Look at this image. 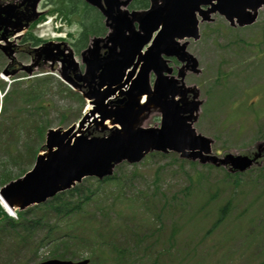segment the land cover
Listing matches in <instances>:
<instances>
[{
    "label": "rangeland",
    "instance_id": "rangeland-1",
    "mask_svg": "<svg viewBox=\"0 0 264 264\" xmlns=\"http://www.w3.org/2000/svg\"><path fill=\"white\" fill-rule=\"evenodd\" d=\"M51 2L52 0H45V4L41 5L45 12L47 11L45 20L55 14H58V19L61 17L60 13L48 12V9L52 7ZM62 21L66 24L68 32L75 34L80 31L76 24L70 25L63 17ZM40 24L33 30L37 38H41L38 34ZM201 32L203 37L200 41L193 43L192 51L200 58L205 72L202 75L193 76L192 81L204 82L203 89L212 92V101L209 106L220 103L227 97L232 98L229 99L227 108L222 110H211L207 106L197 123L198 131L217 139L214 145L215 150L245 151L256 141L264 140V123L259 122L258 127L256 115L252 114L247 119L249 115L246 110L240 109L237 105L240 92L248 86L255 85L249 98L253 107L249 108V111H264V53L258 50L264 49V9L260 11L258 21L252 26L231 28L224 17L217 15L215 21L202 26ZM244 41L249 44L247 47H244ZM255 45L259 48L252 51ZM82 48L76 52L78 59H80ZM241 57L250 62V67L238 69L237 63ZM28 61L29 59L26 58L21 62L28 63ZM4 63L6 64L7 61L1 57L0 70ZM219 70L224 73L227 71H236V73L225 81V85H223L224 82L216 84L215 76ZM36 72L33 74L36 77L31 79H25L22 77L25 74L17 72L15 77L9 76L10 83H5L0 73V100L7 90L8 94L10 93L0 102L1 129L4 123L8 126L16 109L20 108L19 103L22 104L21 111L15 119L18 127L6 128L11 140L7 142L8 133L0 136V188L10 178L16 179L32 169L37 152L44 144L45 125L48 128L59 126L67 128L78 122L86 111L85 100L82 101L67 90V86L60 81L58 72L51 71L49 66L40 68ZM45 76L50 78L45 79ZM39 79H42L43 83L40 84ZM14 101L19 103L11 105ZM41 104L43 106L39 108ZM227 110L230 111L232 119L242 118L239 121L243 120L241 133H239L237 121L223 125L225 119L230 116ZM157 118L156 115L152 116L149 126H155ZM91 135L98 136L100 133L94 131ZM260 137L262 138L259 140ZM2 142L3 145H1ZM115 172L119 178H122V185L104 184L102 188L106 190L101 193L100 198L89 203L88 210L94 211L97 210L93 209L94 207L108 206L105 208L107 212L105 217L111 218L109 222H135L136 227L144 224L145 227L140 231L148 232L146 225L156 216L146 213L149 218L147 222H142L145 215L141 208L140 212L138 211V207L145 200L148 203L151 202L156 206L152 213L161 212L159 221L164 224L161 235L156 241L159 247L171 245L170 252L160 251V262L164 264H264L263 173L253 169L249 173L238 175L239 181L234 182L233 178L227 179L224 176L225 172L221 168H211L198 162L193 164L189 160L179 158V155L175 153L149 155L137 164L125 162L119 165ZM95 180L96 178H88L80 183L84 195H87L90 190L95 191L99 188ZM120 192L122 194L119 199ZM163 197L168 200L167 203ZM64 198L67 199L66 196ZM228 201L232 203L226 210L223 221L214 231L207 232V229L215 224L214 221L219 214L218 209ZM121 202L126 204V209L119 216L113 204L116 203L118 208ZM121 207L123 208V205ZM29 209L28 218L31 222H25V228L19 229V233H24L30 238L29 242H25L24 247L13 249L11 244L14 242L16 233L9 227H5L6 222H0L2 239L0 264H34L55 258L54 255L65 251V245L47 244L44 240L50 225L56 224L53 222L55 219L50 218L48 222H32L37 218L43 220L41 217L45 209L36 206ZM95 213L99 219L105 218L101 217V212ZM33 226L38 227L33 233H29L28 228ZM170 235L174 236L173 242ZM123 241L125 242L124 238ZM129 244L132 245V241L129 240ZM84 245L82 242L81 245L76 244L72 250L74 252L79 250L81 255L83 253L81 257L89 256L88 249L83 250ZM66 252V258L80 259L73 257L71 249Z\"/></svg>",
    "mask_w": 264,
    "mask_h": 264
},
{
    "label": "water",
    "instance_id": "water-1",
    "mask_svg": "<svg viewBox=\"0 0 264 264\" xmlns=\"http://www.w3.org/2000/svg\"><path fill=\"white\" fill-rule=\"evenodd\" d=\"M39 1L33 0L35 18L40 15L36 11ZM85 1L100 10L109 28L106 36H94L91 39L87 50L83 52L85 72L78 77L82 85L89 88L87 92L80 88L79 91L93 105V109L82 118L78 129L75 125L67 129H48L46 148L38 154L34 167L1 189L2 196L12 209L22 210L44 202L87 176L103 178L111 175L117 164L125 160L139 162L152 150H173L179 152L181 157L218 166L229 163L241 171L252 165L253 160L242 155L228 154L225 158L211 155L214 140L197 133L193 127L201 101H193L185 108L175 109L164 102L165 98L178 94L182 96L187 91L183 87L176 90L174 82L161 76L166 69L162 55L176 54L179 59L191 61L196 67V58L187 52L188 42L181 45L176 39L199 38L197 12L202 16V21L211 20V14L219 12L233 26H236V19L238 24L247 25L257 19L264 0H150V7L143 10H130L128 6L132 0ZM203 6L208 8L204 9ZM14 8V4H0V26H13L10 20L16 15ZM16 23L20 24V18H17ZM158 28L161 30L143 53L142 49ZM101 42L109 49L108 55L104 57L100 56L96 48ZM52 43H46L42 49L45 61L58 60L57 47H52ZM86 52L89 53L88 57L85 56ZM62 61L67 62L74 71L78 68L71 48ZM152 71L158 74L153 86L150 82ZM68 81L76 84L73 80ZM186 89L193 90L191 87ZM117 92L124 97L118 101L110 100ZM196 94L199 95L198 92ZM144 95L147 96L145 103L142 102ZM157 108L163 112L161 128L144 127V122ZM195 111H198L196 116L183 115ZM91 118L93 122L89 127L95 124L101 130L116 125L120 128L109 135L90 138L85 135L87 129L84 128ZM108 120L111 127L106 122ZM88 262V259L79 262L50 259L37 264Z\"/></svg>",
    "mask_w": 264,
    "mask_h": 264
},
{
    "label": "trees",
    "instance_id": "trees-1",
    "mask_svg": "<svg viewBox=\"0 0 264 264\" xmlns=\"http://www.w3.org/2000/svg\"><path fill=\"white\" fill-rule=\"evenodd\" d=\"M148 4V0H134L132 7L145 8ZM56 5L54 10H59L70 22H73V16L77 17L76 21L83 27L80 41L85 42L89 35L101 33L104 30L100 13L84 3L83 0H59ZM111 179L113 178L105 182L111 181ZM99 190L101 188L95 190L93 194H101ZM65 196L67 199L64 198ZM75 196L77 198H74ZM90 200H92L91 195H84L83 188L76 186L72 190L56 195L41 205L45 209L41 217L43 220L37 218L32 222H48L50 218L55 219L53 222H56V224L50 225L48 235L44 240L47 244L65 245L67 250L64 248L65 251L56 256L65 258L67 256L66 251L69 252L71 249L73 257H80L81 252L79 250L74 252L72 248L76 247V244L81 245L82 242L85 244L83 250L89 249L91 254L94 255L93 258L96 261L93 262L94 264H163L156 255L159 252L157 246H160L156 241L159 237L154 236L157 228L149 234H145L140 231L141 228L145 227L144 224L136 227L134 226L135 222H109L108 220L111 218L105 217L107 215L106 206L93 208L97 209L94 210L95 212H101V217H105L99 219L94 211L88 210ZM230 203L232 202L228 201L218 209L220 217L212 226L214 230L223 220ZM121 212L119 211L117 214ZM27 215V213L20 212L18 213V219H13L0 207V222L6 221L5 227H9L16 233L13 239L14 242L11 244L13 249L24 247L25 242H29L28 235L19 233L20 228H25V222H31ZM142 222H147V218H143ZM32 225L37 224L32 223ZM37 227L28 228L29 233H33ZM129 240L133 242L134 246L129 244Z\"/></svg>",
    "mask_w": 264,
    "mask_h": 264
},
{
    "label": "flooded vegetation",
    "instance_id": "flooded-vegetation-1",
    "mask_svg": "<svg viewBox=\"0 0 264 264\" xmlns=\"http://www.w3.org/2000/svg\"><path fill=\"white\" fill-rule=\"evenodd\" d=\"M4 1V0H0ZM45 4V2H44ZM30 4L28 2L24 3L19 7L17 10L18 12L24 13L23 18L28 17L30 14ZM34 23H32L27 31H25L20 37L18 38L17 36H13L12 31H6L5 28L2 27L0 29V36L3 34L6 36V40L3 39L2 42L4 45H7V51L10 52V50L13 52V55L11 58L7 56L2 49H0V58L3 57V60L6 59L7 63H4V68L6 67V71L8 73H17L19 71H25L28 70L27 65L33 63L37 69L43 68L46 66L45 61H44V56L40 55L39 57L37 56V52L35 47H39L45 43L43 40H37L34 39L31 36L30 31H33V26ZM79 37V36H78ZM16 38V39H15ZM61 41H66L64 39H60ZM78 38L70 40L71 45L73 46L75 52H78L79 49L84 47L85 45L77 43ZM100 53L102 55L106 54V49L103 48V45L98 46ZM28 58L29 61L28 63H22L21 61L23 59ZM169 64L173 68V75L177 74V68L179 66V63L177 62V59L175 57H171L169 59ZM66 64H63L62 67H66ZM82 69V67H81ZM79 71V70H78ZM66 75L68 78L71 80L76 78V73L71 71L70 69H66ZM188 77V76H187ZM158 121V118H157ZM256 147V146H255ZM249 155H253L255 153V148H249L246 150ZM264 158V151L261 154L260 161H263ZM263 164L260 165L262 167Z\"/></svg>",
    "mask_w": 264,
    "mask_h": 264
},
{
    "label": "bare ground",
    "instance_id": "bare-ground-1",
    "mask_svg": "<svg viewBox=\"0 0 264 264\" xmlns=\"http://www.w3.org/2000/svg\"><path fill=\"white\" fill-rule=\"evenodd\" d=\"M6 76V75H5ZM0 200H2V198L0 197ZM3 204H5L4 202H3ZM5 206H6V208L8 209V211H11L10 209H9V207L5 204Z\"/></svg>",
    "mask_w": 264,
    "mask_h": 264
}]
</instances>
